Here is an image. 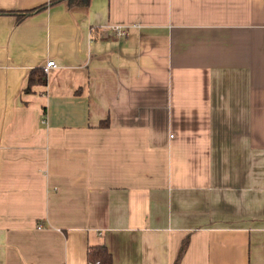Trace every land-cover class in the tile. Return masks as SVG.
<instances>
[{"label":"crops","instance_id":"obj_1","mask_svg":"<svg viewBox=\"0 0 264 264\" xmlns=\"http://www.w3.org/2000/svg\"><path fill=\"white\" fill-rule=\"evenodd\" d=\"M51 1L0 0V264H264V0Z\"/></svg>","mask_w":264,"mask_h":264},{"label":"trees","instance_id":"obj_2","mask_svg":"<svg viewBox=\"0 0 264 264\" xmlns=\"http://www.w3.org/2000/svg\"><path fill=\"white\" fill-rule=\"evenodd\" d=\"M90 2L91 0H52L50 5L66 3L70 9H80V8L88 7L90 5ZM45 8L46 5L31 11L21 13L20 15H18L19 16L18 22L22 21L25 17L32 15L38 11H41ZM10 14H15V13L0 12V15H10ZM46 82H47V76L44 74L43 69L33 70L29 78V87L27 89V92H30L34 86L45 85ZM189 241L190 239L188 238L182 242L175 264L181 263L182 258L184 257L188 249ZM89 261L93 263L98 262L99 264H112V256L105 247H97L91 250L89 254Z\"/></svg>","mask_w":264,"mask_h":264},{"label":"built area","instance_id":"obj_3","mask_svg":"<svg viewBox=\"0 0 264 264\" xmlns=\"http://www.w3.org/2000/svg\"><path fill=\"white\" fill-rule=\"evenodd\" d=\"M112 33L117 38H125L129 33V29L127 27H112ZM55 68H57L56 62L48 61V63L43 68V72L46 76H48L51 70ZM96 264H99V263L97 262Z\"/></svg>","mask_w":264,"mask_h":264}]
</instances>
